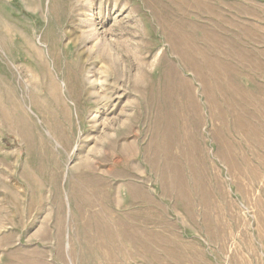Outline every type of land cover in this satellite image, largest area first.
Returning a JSON list of instances; mask_svg holds the SVG:
<instances>
[{"label":"rangeland","instance_id":"1","mask_svg":"<svg viewBox=\"0 0 264 264\" xmlns=\"http://www.w3.org/2000/svg\"><path fill=\"white\" fill-rule=\"evenodd\" d=\"M0 264H264V0H0Z\"/></svg>","mask_w":264,"mask_h":264}]
</instances>
